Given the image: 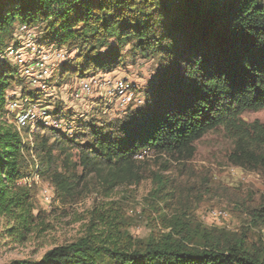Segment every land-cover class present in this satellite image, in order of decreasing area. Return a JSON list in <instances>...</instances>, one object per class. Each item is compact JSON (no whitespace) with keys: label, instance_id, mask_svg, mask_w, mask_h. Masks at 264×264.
Instances as JSON below:
<instances>
[{"label":"trees","instance_id":"trees-1","mask_svg":"<svg viewBox=\"0 0 264 264\" xmlns=\"http://www.w3.org/2000/svg\"><path fill=\"white\" fill-rule=\"evenodd\" d=\"M153 7L158 9L152 12ZM21 26L37 28L42 42L80 51L63 62L60 74L82 78L114 68L119 48L132 42L141 55L156 50L168 63L146 107L131 119L82 123L71 135L41 126L24 129L31 136L25 142L6 109L8 100L17 99L8 95L15 87L28 101L41 95L26 89L5 58ZM110 40L116 47L105 54ZM263 109L264 0H0V220L5 233L23 243L39 227L35 187L25 181L34 171L28 158H37L35 176L45 178L62 201L72 199L89 175L106 196L117 187L137 185L144 155L189 157L195 142L219 128L235 142V165L264 171V124L241 119L244 112ZM73 151L74 168L61 170L57 154ZM155 186L156 194L166 189L160 179ZM92 215L96 218L84 237L54 247L38 261L8 264H264L263 244H250L243 233L207 227L188 213L161 215L164 232L145 239L133 238L108 211L95 209Z\"/></svg>","mask_w":264,"mask_h":264},{"label":"rangeland","instance_id":"rangeland-1","mask_svg":"<svg viewBox=\"0 0 264 264\" xmlns=\"http://www.w3.org/2000/svg\"><path fill=\"white\" fill-rule=\"evenodd\" d=\"M134 1L145 3L149 0ZM155 9L158 8L153 7L152 12ZM29 29L40 36L37 28ZM15 35H19V32ZM21 36L23 34L19 38ZM15 42L12 41L10 46ZM115 47V41L110 40L102 52L110 53ZM63 50L68 57L66 62L80 52ZM119 50L120 60L114 68L106 71L97 69L86 77L104 74L105 78L123 79L132 85L131 100L123 108L96 81L90 83L89 92L79 94L81 82L78 77L74 73L60 74L63 61L55 62L52 68L48 92H37L24 81L26 89L41 93L29 101L39 103L41 108H46L51 114L63 116L67 130L64 134L68 135L82 123L102 125L123 121L124 118L131 119L138 109L146 107L162 66L168 63V57L156 50H152L153 53L148 56L141 55L135 42ZM9 63L13 65L11 61ZM96 80L101 83L103 78ZM20 91L21 88L15 87L8 95L19 98ZM241 119L246 123L264 124V109L244 112ZM22 137L30 143L31 136L23 134ZM193 147L194 151L189 157L185 154L169 157L147 153L142 163L141 182L117 187L109 196L104 195L98 180L89 175L80 184L75 196L65 201L56 200L49 182L35 176L37 158H28L32 164V167L29 164L30 168L34 171L25 181L35 187L33 214L38 216L36 225L39 227L26 241L18 243L5 233L3 221L0 220V264L17 259L38 261L54 247L84 237L96 218L92 215L95 209L116 216L123 229L135 239H145L164 232L160 221L163 214L169 218L175 213H188L207 227L213 225L243 233L250 244L257 247L264 245V212H260L264 211V171L235 165L231 159L235 142L221 128L208 132ZM57 155L56 164L61 170L74 168L77 162L74 151ZM77 172L80 174L81 168L78 167ZM159 179L166 189L156 194L155 181ZM213 210L223 211L228 216L225 220L212 221L208 213ZM258 213L259 217H253Z\"/></svg>","mask_w":264,"mask_h":264},{"label":"built area","instance_id":"built-area-1","mask_svg":"<svg viewBox=\"0 0 264 264\" xmlns=\"http://www.w3.org/2000/svg\"><path fill=\"white\" fill-rule=\"evenodd\" d=\"M28 26H21L18 30L19 35H15L16 42L9 46L5 51V58L18 69L19 76L37 92H48L49 81L52 74V68L55 62H65L68 58L63 49L56 43L42 42L40 36L30 32ZM34 34V35H33ZM62 62V63H63ZM98 76V77H96ZM92 75L78 78L81 84L80 92L87 93L90 91V83L96 81L100 88L107 89L111 97L115 99L118 106L122 108L127 105L132 96V85L123 79H108L106 75ZM103 78L101 83L96 79ZM8 100L6 109L12 116V122L19 133L24 129L29 131L37 127L56 129L59 132L66 133L63 116L51 114L46 108H41L39 103L30 102L27 98ZM79 97V95H76ZM210 220H225L227 214L223 211L213 210L208 213Z\"/></svg>","mask_w":264,"mask_h":264}]
</instances>
